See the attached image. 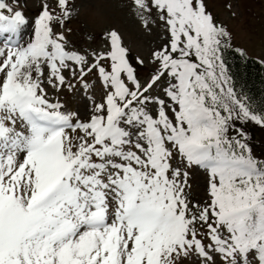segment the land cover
I'll use <instances>...</instances> for the list:
<instances>
[{
	"label": "snow or ice",
	"instance_id": "snow-or-ice-1",
	"mask_svg": "<svg viewBox=\"0 0 264 264\" xmlns=\"http://www.w3.org/2000/svg\"><path fill=\"white\" fill-rule=\"evenodd\" d=\"M214 5L0 0V264H264V54Z\"/></svg>",
	"mask_w": 264,
	"mask_h": 264
},
{
	"label": "rangeland",
	"instance_id": "rangeland-1",
	"mask_svg": "<svg viewBox=\"0 0 264 264\" xmlns=\"http://www.w3.org/2000/svg\"><path fill=\"white\" fill-rule=\"evenodd\" d=\"M121 0H113L119 4ZM226 0H215L214 11L218 19L223 20L228 27L236 34L234 43L246 48L248 55L256 57L264 54V4L260 0H239V6L234 8L237 15L232 17L229 10L224 7ZM31 3V0H29ZM106 21L115 23L121 27L125 40L134 46L145 45L149 37L145 36L136 22L128 15L122 7H111L106 11ZM257 140H260L262 133L253 130Z\"/></svg>",
	"mask_w": 264,
	"mask_h": 264
},
{
	"label": "trees",
	"instance_id": "trees-1",
	"mask_svg": "<svg viewBox=\"0 0 264 264\" xmlns=\"http://www.w3.org/2000/svg\"><path fill=\"white\" fill-rule=\"evenodd\" d=\"M255 58L248 55L247 70L249 73H255L259 77V67L254 63ZM239 63V61H237Z\"/></svg>",
	"mask_w": 264,
	"mask_h": 264
}]
</instances>
